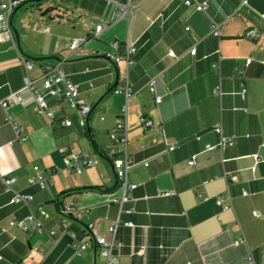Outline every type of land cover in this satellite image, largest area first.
I'll use <instances>...</instances> for the list:
<instances>
[{
  "label": "crops",
  "instance_id": "crops-1",
  "mask_svg": "<svg viewBox=\"0 0 264 264\" xmlns=\"http://www.w3.org/2000/svg\"><path fill=\"white\" fill-rule=\"evenodd\" d=\"M19 1L11 17L16 47L0 35V98L17 91L23 96L9 110L18 139L0 107V264H104L99 247L78 248L92 240L88 223L107 242L121 244L117 264H248V255L264 264V0H191L189 6L183 0H141L132 18L118 17L116 0ZM195 2L205 3L206 11L195 9ZM102 21L107 27L94 37ZM212 22L220 25L218 37L210 34ZM249 29L260 37L245 39ZM82 36L87 42L71 53L70 40ZM127 40L136 52L127 63H114L111 45ZM27 60L33 80L42 76L43 64H60L79 97L96 105L85 128L62 100L46 97L52 118L35 111L32 95L21 90ZM116 77L132 86L126 102L110 91ZM150 79L156 81L152 88ZM243 86L245 100L239 96ZM124 104L125 147L109 139ZM142 113L153 128H141ZM66 120L72 125L65 126ZM219 122L225 136L235 137L223 151L210 149L219 141L213 130ZM159 129L173 151L166 150ZM110 149L119 151L116 160L107 156ZM70 152L89 154L94 165L67 175L61 153ZM114 161L131 164L126 178L137 185L122 207L108 202L121 195ZM33 166L56 171L46 189L27 185ZM2 177H15L14 190L33 195V202L11 203ZM217 196L229 197L231 209L220 212ZM68 203L82 211L80 220L69 219L74 238L62 227L67 217L61 208ZM40 206L48 214L41 232L9 226ZM117 218L134 227H119L112 237L108 226ZM49 231H55L53 238ZM239 238L244 242L234 245Z\"/></svg>",
  "mask_w": 264,
  "mask_h": 264
},
{
  "label": "built area",
  "instance_id": "built-area-1",
  "mask_svg": "<svg viewBox=\"0 0 264 264\" xmlns=\"http://www.w3.org/2000/svg\"><path fill=\"white\" fill-rule=\"evenodd\" d=\"M181 1V0H179ZM21 1L19 0H0V35L2 36V41L6 43L13 44L16 47L12 32H11V17L14 10L20 5ZM141 0H116L114 2L117 7V15L119 18L124 16H128L132 18L133 11L137 9L140 5ZM183 3L186 6L191 5V0H183ZM195 9L199 11H206L207 5L205 3L195 2ZM264 17V14H262ZM107 27V22L102 21L101 23L95 26L93 35L97 37L100 33H102ZM219 27L220 25L216 22H212L210 26V34L213 37L219 36ZM188 30V27L185 28ZM260 32L254 29H249L245 31L244 38L248 40H256L260 37ZM87 42V38L77 37L73 38L69 42V50L71 53H74L80 45H84ZM114 54L109 56L114 63L118 62H128L131 56L136 52L135 44L130 41H125V43L121 44L115 41L112 45ZM122 48V52L119 50ZM196 51L195 47L190 49V53L194 54ZM172 54V53H170ZM250 59H246V63H250ZM215 67V65H213ZM33 67V63L29 60L25 63L26 74L23 77V84L21 90H24L30 93L33 97L34 108L38 114H42L47 118H52V111L49 109L46 103V97H51L54 99L62 100L64 103L72 110H75L79 114L78 125L81 128H85L87 124V119L89 114L91 113V105L86 103L79 97L78 85L73 83L61 69L60 64L50 65L43 64L42 66V76L33 80L28 76V71ZM155 79L149 80V87L152 88L155 84ZM112 92L115 95H122L124 97L125 102L128 101L133 96V89L131 84L127 79H119L116 86L112 88ZM214 94L219 95V86L214 88ZM246 88L243 86L239 91V96L242 100L246 98ZM23 100V96L20 91L14 92L10 95H7L4 98H0V107L7 111V115L5 117L6 123L10 124L17 135V139L19 137V128L17 123L15 122L13 115L9 113V110L15 104L20 103ZM156 103H160L159 98H155ZM144 110H142L143 112ZM126 115L127 108L126 104L122 106L120 120L115 124L113 129L109 134V139L113 145L117 146H126L127 144V128H126ZM140 126L144 130H148L154 127L151 119L146 117L144 113L141 114L139 118ZM65 126H71L72 123L70 120L64 121ZM215 133L219 137V141L216 146L210 147L211 150L218 149L220 151L225 150L226 148H230L235 143V137L230 136L227 137L223 134L221 123H217L214 126ZM161 134V141L166 146V150L171 152L175 149V145L167 142V137L165 131L163 129H159ZM152 142H155L153 139ZM119 153L116 149H110L107 156L110 159L116 160V156ZM123 153H126V149H124ZM62 154V171L67 175H79L86 168H90L94 165V161L91 156L85 152L73 153L70 152L68 154ZM188 165H193L194 160L191 159L187 162ZM143 165L148 166V161H143ZM131 167V164L126 161L123 167L117 162L114 161V169L116 173V177L119 182V188L121 189V195L118 197L109 198V203H114L122 207L125 203L129 202L132 199L131 192L137 187L136 184L128 182L126 178V171ZM52 173H56V171H48L45 172L40 169L38 166H33L32 174L27 176L26 182L29 186H37L40 190L46 189V187L51 183V175ZM1 181L4 185V191L6 193H10L11 203L16 205H27L29 206L33 202V195L29 193H22L14 190L13 184L16 181L15 177H2ZM245 195V193H244ZM215 204L218 207L219 211H228L231 209V200L229 197L217 196L215 199ZM122 213L131 214V209H123ZM61 213L63 216L67 217L66 220L62 223V227L66 234H68L71 238L75 237V234L69 229L70 220H80L82 218V211H76L74 205L72 203H68L61 208ZM253 216H259L257 212L252 213ZM216 219H219V213L215 215ZM48 218V214L43 207H37L34 210L29 211L24 220L17 221L11 220L9 222L10 227L18 228L23 232H29L32 229L36 232H41L44 229V220ZM93 223L86 224L87 230L92 234V240L85 241L78 245V248L81 250H86L90 247L100 248V256L105 259L104 264H117L119 257V249L121 248L120 243H115L113 240L111 242H107L104 237L97 235L93 232ZM119 227L125 228H133L134 224L131 221H121L119 218L112 221L108 226V232L114 237L117 229ZM48 235L53 238L55 235V231H49ZM244 240L242 238L236 239L234 241V245H238L243 243ZM35 252H38V248L33 249ZM143 249H139L137 254H142ZM248 264H257L254 262L251 255L247 256Z\"/></svg>",
  "mask_w": 264,
  "mask_h": 264
},
{
  "label": "water",
  "instance_id": "water-1",
  "mask_svg": "<svg viewBox=\"0 0 264 264\" xmlns=\"http://www.w3.org/2000/svg\"><path fill=\"white\" fill-rule=\"evenodd\" d=\"M14 12H15V11H14ZM14 12H13V13H14ZM14 38H15L16 41H18V38H17V34H16V33H14ZM34 60H37V59H34ZM116 73H117V72H116ZM117 81H118V80H117V77H116L115 83L113 84L112 88L116 86ZM95 106H96V105L91 106V111L94 109Z\"/></svg>",
  "mask_w": 264,
  "mask_h": 264
},
{
  "label": "trees",
  "instance_id": "trees-1",
  "mask_svg": "<svg viewBox=\"0 0 264 264\" xmlns=\"http://www.w3.org/2000/svg\"><path fill=\"white\" fill-rule=\"evenodd\" d=\"M34 8H35V9H38V6H34ZM46 12H48V11H46ZM110 91H112V88H111ZM86 189H87V190H91V188H86ZM70 191H71V190H70ZM70 191H67V192H65V193H68V192H70ZM58 204H59V203H58ZM58 204H57V205H58Z\"/></svg>",
  "mask_w": 264,
  "mask_h": 264
}]
</instances>
